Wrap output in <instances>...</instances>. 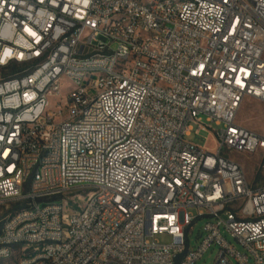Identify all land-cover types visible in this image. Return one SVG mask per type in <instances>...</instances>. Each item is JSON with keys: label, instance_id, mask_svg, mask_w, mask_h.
<instances>
[{"label": "built area", "instance_id": "2783aa9c", "mask_svg": "<svg viewBox=\"0 0 264 264\" xmlns=\"http://www.w3.org/2000/svg\"><path fill=\"white\" fill-rule=\"evenodd\" d=\"M249 99L264 103V0H0V262L195 264L217 246L215 264H264Z\"/></svg>", "mask_w": 264, "mask_h": 264}, {"label": "rangeland", "instance_id": "374dc122", "mask_svg": "<svg viewBox=\"0 0 264 264\" xmlns=\"http://www.w3.org/2000/svg\"><path fill=\"white\" fill-rule=\"evenodd\" d=\"M64 91L62 93V96L67 97L68 92L67 88L69 86V82H65L64 84ZM56 100H53V105L55 104ZM237 121L239 124L252 129L262 135H264V103H261L257 100L249 99L247 100L242 108L239 111ZM214 130H218L219 128L212 124ZM196 129V127H195ZM205 137L208 139H211V134L208 133H201V135L191 134V136L186 137L185 139L193 142L199 146H206L209 149H212L213 143L210 141L207 143L205 140ZM235 159H237L239 162H241L246 170L247 176L250 180L254 179L255 176L259 174V172L254 170L256 160H250L249 158H246L245 156H235ZM90 192V190H84V189H77L73 191V195H81L83 197H86L87 194ZM72 196H67L68 198H71ZM14 210V208H6L1 207L0 208V222L5 220L9 213H11ZM190 213L194 214V210H191ZM211 219L205 218L199 220L197 223L193 224L190 228L186 230V246L190 248V250H196L199 245L202 243L206 233L204 231V226L207 222H209ZM223 236L226 239V241L234 247L235 250L246 253L245 248H243L233 237H231L228 233L223 231ZM159 242L163 244H169L171 242V239L167 236H158L156 238ZM219 248L217 246H212L209 248L202 258L198 260L195 264H215L216 258L218 256ZM0 264H15V260L11 261H4L0 262Z\"/></svg>", "mask_w": 264, "mask_h": 264}, {"label": "water", "instance_id": "95a60500", "mask_svg": "<svg viewBox=\"0 0 264 264\" xmlns=\"http://www.w3.org/2000/svg\"><path fill=\"white\" fill-rule=\"evenodd\" d=\"M186 252H184L183 254H180L176 257L175 259V264H181V262L183 261V259L185 258L186 256Z\"/></svg>", "mask_w": 264, "mask_h": 264}]
</instances>
